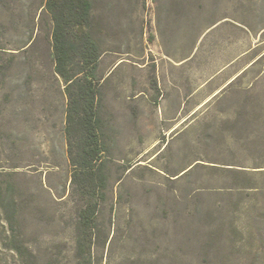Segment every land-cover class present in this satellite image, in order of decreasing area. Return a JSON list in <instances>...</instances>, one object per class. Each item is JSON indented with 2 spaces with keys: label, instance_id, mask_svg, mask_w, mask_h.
<instances>
[{
  "label": "rangeland",
  "instance_id": "1",
  "mask_svg": "<svg viewBox=\"0 0 264 264\" xmlns=\"http://www.w3.org/2000/svg\"><path fill=\"white\" fill-rule=\"evenodd\" d=\"M45 2L0 0V264H264V0H90L76 174Z\"/></svg>",
  "mask_w": 264,
  "mask_h": 264
},
{
  "label": "trees",
  "instance_id": "2",
  "mask_svg": "<svg viewBox=\"0 0 264 264\" xmlns=\"http://www.w3.org/2000/svg\"><path fill=\"white\" fill-rule=\"evenodd\" d=\"M45 6L53 19V51L55 71L77 86L76 92L69 93V111L67 115V131L70 133L73 125L83 129V139L80 140V169H74V174L85 170L94 171L101 152L100 142L96 138L93 81L88 78L87 68L94 66L98 53L88 36V27L92 20L90 0H46ZM78 54V69L76 74H69L68 64L73 62L72 54ZM82 75H79L81 74ZM76 124V125H75ZM69 149L72 141L68 139ZM71 150V149H70ZM73 164L75 156L70 152ZM13 248L26 257L25 264H36L34 253L21 243H15Z\"/></svg>",
  "mask_w": 264,
  "mask_h": 264
},
{
  "label": "crops",
  "instance_id": "3",
  "mask_svg": "<svg viewBox=\"0 0 264 264\" xmlns=\"http://www.w3.org/2000/svg\"><path fill=\"white\" fill-rule=\"evenodd\" d=\"M218 90H219V88L217 86H215L209 93H207L205 95L204 98L199 100V103L197 104V106H191L190 109L198 108L202 103L208 101L211 97H213L217 93Z\"/></svg>",
  "mask_w": 264,
  "mask_h": 264
}]
</instances>
